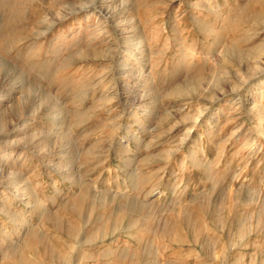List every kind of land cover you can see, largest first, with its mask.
I'll return each instance as SVG.
<instances>
[{
    "label": "rangeland",
    "instance_id": "obj_1",
    "mask_svg": "<svg viewBox=\"0 0 264 264\" xmlns=\"http://www.w3.org/2000/svg\"><path fill=\"white\" fill-rule=\"evenodd\" d=\"M0 264H264V0H0Z\"/></svg>",
    "mask_w": 264,
    "mask_h": 264
}]
</instances>
